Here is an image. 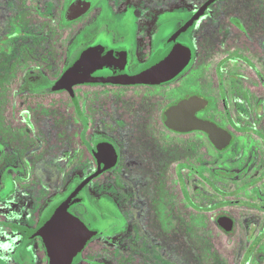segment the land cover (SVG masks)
Here are the masks:
<instances>
[{
	"label": "flooded vegetation",
	"instance_id": "obj_1",
	"mask_svg": "<svg viewBox=\"0 0 264 264\" xmlns=\"http://www.w3.org/2000/svg\"><path fill=\"white\" fill-rule=\"evenodd\" d=\"M72 193L68 264H264V0H0V264Z\"/></svg>",
	"mask_w": 264,
	"mask_h": 264
},
{
	"label": "water",
	"instance_id": "obj_2",
	"mask_svg": "<svg viewBox=\"0 0 264 264\" xmlns=\"http://www.w3.org/2000/svg\"><path fill=\"white\" fill-rule=\"evenodd\" d=\"M157 62L158 59H155L138 77L157 73L154 72V69H157ZM175 109L177 111L174 112L180 111L181 103ZM74 194L72 193L64 199L46 217L50 223H48L49 230L47 231L48 236H46L45 242L51 258V264H68L80 245L92 234V231L88 230L77 217L68 211V207L76 201V199H73Z\"/></svg>",
	"mask_w": 264,
	"mask_h": 264
},
{
	"label": "rangeland",
	"instance_id": "obj_3",
	"mask_svg": "<svg viewBox=\"0 0 264 264\" xmlns=\"http://www.w3.org/2000/svg\"><path fill=\"white\" fill-rule=\"evenodd\" d=\"M96 210L99 212V216L101 218H105L107 220L108 224H113V225L116 224V218L117 217L115 216V214H116L115 211H113L112 209H109V211L108 210L100 211L98 208H96ZM93 220L95 221V220H97V218H95L93 216ZM109 229H111V228L109 227Z\"/></svg>",
	"mask_w": 264,
	"mask_h": 264
}]
</instances>
